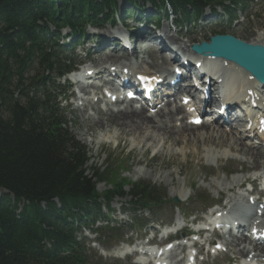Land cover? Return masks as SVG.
<instances>
[{
  "label": "trees",
  "instance_id": "obj_1",
  "mask_svg": "<svg viewBox=\"0 0 264 264\" xmlns=\"http://www.w3.org/2000/svg\"><path fill=\"white\" fill-rule=\"evenodd\" d=\"M126 1L129 10L151 2L167 14L169 5L187 24L217 4L232 21L237 11L226 2L248 0ZM117 11V0H0V264H92L76 224L100 209L101 196L107 203L124 196L121 183L98 193L106 172L89 167V151L67 129L52 88L71 66L60 56L67 48L55 40L59 30L70 27L79 38L87 25L113 23ZM130 191L143 206L162 199L150 182Z\"/></svg>",
  "mask_w": 264,
  "mask_h": 264
},
{
  "label": "rangeland",
  "instance_id": "obj_2",
  "mask_svg": "<svg viewBox=\"0 0 264 264\" xmlns=\"http://www.w3.org/2000/svg\"><path fill=\"white\" fill-rule=\"evenodd\" d=\"M119 2L122 5L125 4L124 0H119ZM148 9L151 10V8ZM258 15H260V19L256 17ZM212 20H214V18L211 17V14H206L201 21L202 24L198 27H193L190 30H179L176 27L173 28L171 23L168 24L166 21H163L161 24V31L164 34V31L166 32L167 30L177 41L186 43L187 45L188 42H185V39L182 38L180 33L191 40H197L199 38L198 41L200 39H208L215 33H229L247 41V39L254 36V34L251 35V31L256 28L257 24L261 23L260 26H262V29L264 30V0L253 3L249 9H247V12L245 14L242 13L239 20L231 26L211 23ZM128 21L132 26H138V23L132 21V19ZM153 27L154 26L149 29H153ZM104 28H108L112 31L121 30L120 27L113 30L108 27V25ZM94 31H91L92 35L94 34ZM179 45L181 44L179 43ZM181 46L185 45L182 44ZM81 50L82 48L77 51L79 52ZM152 50H154L153 47ZM101 54L104 53L102 52ZM137 55H139V59L131 62H134L139 70H157L156 67L161 61L158 55H155L156 60H154L147 57L148 53L143 51V49L137 51ZM86 98H88V96H85L84 98L77 97L73 101L69 100L68 103H64V106L73 111V114H66L68 119L71 118L73 120L68 124L67 129L69 128V131L73 133L75 138L87 147L91 158L89 167H100L101 170H105L106 172L104 175L105 180L97 186L98 192H105L112 189L113 185L119 183L125 185L123 189L124 196H117L112 203V208L116 211H118V208L121 206H124L125 208L131 206L129 204V201L131 200L130 189L133 184L138 183L139 181L154 184L161 190L160 194L162 196L171 200L175 196L183 199L182 194L186 192L190 194L191 197L186 202L179 201V204L184 205L185 203H188V207L198 209L205 205L201 201L195 199L197 195H204L211 199H215L220 195V193H218L219 189L223 187L225 188V185L232 181L233 178L231 175L233 173H238V177L248 176L249 168L247 169L246 167L250 165V162L247 160V157L243 156L241 153H233V157H237V159L226 163L227 161L217 160L216 158H207V156L210 155L211 150L214 151V146L203 145L201 147L202 153L200 155L202 157L194 158V160H196L194 163V160L191 161L190 158L187 157V154L194 150L193 147L184 148L183 144H165L161 136L154 137L152 138L153 141L149 142H146L147 140L143 139L140 145L137 141L133 140V136H126V139L120 143V141L114 138L117 133V130L114 128H109L108 133L102 129H87L88 127L86 126V123L90 122V120L87 119L93 118L96 120L98 115H96L95 110L90 109V107L82 109L84 107V102L87 100ZM96 106H99V104ZM93 108L95 109V106H93ZM100 111L102 110L100 109ZM176 124L180 125V121L179 124L177 122ZM202 133H204V130H202ZM255 148L257 147L255 146ZM189 149L192 150L190 151ZM207 150L209 151L207 152ZM184 153L186 155H184ZM173 154H176L177 156H173ZM226 167L229 168L228 170H232L231 175L225 170ZM91 169L92 168H89V172L92 171ZM246 172L247 174H245ZM224 192L226 193L227 189L224 190ZM222 195L223 193H221L220 196ZM173 203L174 202L164 203L162 209L159 211L149 212L147 210H140L139 212H136L137 218L134 216H127V219L134 222L130 228L134 227L133 224H140L139 221L147 220L149 218L160 219L172 211L176 212L177 209L174 208ZM115 217H118L117 214H115ZM118 237L119 235H112V242H110L109 245L104 246L103 249L108 250L111 246L115 245L119 240ZM123 239L124 238L121 240ZM103 241H105V239H103ZM96 249L97 248L90 249V253L94 257L92 259L94 262L96 260L97 263L102 264L97 261L99 252ZM234 251L236 255L239 256L237 249H234ZM103 260L112 264H131L128 260L118 261L112 257H103Z\"/></svg>",
  "mask_w": 264,
  "mask_h": 264
},
{
  "label": "bare ground",
  "instance_id": "obj_3",
  "mask_svg": "<svg viewBox=\"0 0 264 264\" xmlns=\"http://www.w3.org/2000/svg\"><path fill=\"white\" fill-rule=\"evenodd\" d=\"M141 34L143 35L144 33L142 32ZM153 39L160 40L164 44V49H168L171 45H174L173 43H175L173 37L169 36L165 32L163 37L153 36ZM151 42L152 41H147L145 44H143V49L147 51L152 50ZM247 42L254 44H264V35H254L251 38L247 39ZM181 45L178 46L182 50H188L186 49V46ZM118 52L119 48L116 47L112 52L108 54H101L102 52L98 51L93 52L92 55L96 56L97 64H100L101 62H118L121 60V56L118 54ZM162 55L159 53L164 69L168 72V75L172 73V77H174V71L170 69V67L175 65V63L167 60V58ZM175 59L179 60L178 57H176ZM228 65L232 66L233 64L228 63ZM125 67L129 68V66L124 65L120 68V70H123V68ZM100 73H102V71ZM144 73L149 75L157 74L153 72ZM97 87L98 86L95 85V88ZM213 88L214 86L210 85L211 91H213ZM238 90L242 93H245V91H247V88L242 86L238 87ZM176 91L177 92L174 95L175 97H168L165 101L164 106L160 108L155 115L148 114V111L144 109H135L133 106L135 103L134 101H129L124 107H121L122 103L115 104V109L106 108L104 111H100V109L95 108V113L96 115H98V117L96 118V120L92 118L94 116L91 117L92 119L88 118L87 120H90V122H87L86 120V122L89 123H86V126L88 127L87 129H102L104 131H107L108 133L109 128H114L117 130L116 136H114V138L120 141V143L126 139V136H133V140L137 141L140 145L143 139H146V142H149L153 141L152 138L161 136L165 144H183L184 148L193 147L194 150L191 151L192 149H189L191 152L187 154V157L190 158L191 161H193L194 158L202 157L200 155L202 153L201 147L203 145H212L215 147V149H221V151H223V148H228L229 151L241 153L243 154V156H246L247 160L250 162V165L248 166L249 169L255 168L258 165H262L264 167L263 153L259 152L258 149L255 148L254 144H248L241 137H239L238 133L232 130L233 125L222 120L218 122L216 126H211L212 124L205 123L201 126H193L188 121H186L187 107L181 103L178 104L176 96L177 94H183V92H187L188 90L182 88V86L180 85L179 89ZM210 102H213V100H211ZM173 104L175 105L173 106ZM178 121H180V125L176 124V122ZM202 130H204V133H202ZM222 154L225 153L223 152ZM175 155L176 154H173V156ZM184 155L186 154L184 153ZM195 161L196 160H194V163ZM248 180L249 179L247 177L241 180L235 179L229 184H226L225 189L234 190L237 185H245V181ZM185 194L188 193L185 192L184 195ZM235 241L239 244V241H246V239H243L242 237H236L233 242ZM253 244L254 248L258 246L255 242ZM260 250L262 253H264V248ZM247 251L248 250H246L245 247L240 249L242 255H244ZM250 252L251 250L249 251V253Z\"/></svg>",
  "mask_w": 264,
  "mask_h": 264
},
{
  "label": "water",
  "instance_id": "obj_4",
  "mask_svg": "<svg viewBox=\"0 0 264 264\" xmlns=\"http://www.w3.org/2000/svg\"><path fill=\"white\" fill-rule=\"evenodd\" d=\"M193 49L204 55L237 62L259 80H264V45L247 43L232 35H215L209 43L195 44Z\"/></svg>",
  "mask_w": 264,
  "mask_h": 264
}]
</instances>
